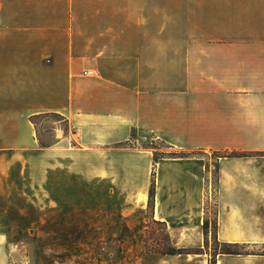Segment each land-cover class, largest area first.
Here are the masks:
<instances>
[{
  "label": "crops",
  "instance_id": "0c3cea01",
  "mask_svg": "<svg viewBox=\"0 0 264 264\" xmlns=\"http://www.w3.org/2000/svg\"><path fill=\"white\" fill-rule=\"evenodd\" d=\"M46 114L69 129L42 148ZM207 150L251 153L219 161L217 237L264 246V0H0V190L20 164L48 208L114 217L118 256L88 264H212ZM147 217L195 250L145 254Z\"/></svg>",
  "mask_w": 264,
  "mask_h": 264
},
{
  "label": "rangeland",
  "instance_id": "374dc122",
  "mask_svg": "<svg viewBox=\"0 0 264 264\" xmlns=\"http://www.w3.org/2000/svg\"><path fill=\"white\" fill-rule=\"evenodd\" d=\"M36 124L42 148L54 143L56 129L59 134L61 130L69 129L68 122L56 114L39 116ZM154 145L159 144L154 142ZM200 153L208 158V182L214 191L213 195L210 192L208 199V234H204L203 241L212 255L213 264L214 256L225 248L216 233L218 203L214 188L217 187L219 161L225 156L251 153L224 150ZM54 181L57 184L59 177H55ZM7 186L0 190V264H88L114 261L118 256L114 217H77V207L69 204H55L48 208L45 171L34 173L27 167L14 164L8 173ZM146 247L159 251L195 250L177 244L176 233L153 220H150L146 232L144 250ZM255 250L263 251L264 246Z\"/></svg>",
  "mask_w": 264,
  "mask_h": 264
},
{
  "label": "trees",
  "instance_id": "16d2710c",
  "mask_svg": "<svg viewBox=\"0 0 264 264\" xmlns=\"http://www.w3.org/2000/svg\"><path fill=\"white\" fill-rule=\"evenodd\" d=\"M46 115H48V114H46ZM39 116H43V115H37V116H34L32 118L34 123H36V119ZM218 182H219V168L217 170V183ZM153 205H154V182H152L151 189H150V199H149L150 210L153 208ZM150 220H153L154 222L162 223L168 229V227H167L165 222L153 219L152 217H148L147 218V225H146V232H147V230L149 228ZM217 230H218V222H216V233H217ZM203 231H204L205 235L208 234V220H207L206 217H205V220H204ZM146 244H147V241H146ZM223 244L225 245V248H224L223 252H221V253H224V254H250V253H261V254H264V250L263 251L250 250V249L247 248V246L242 245L240 243H223ZM151 252H157V253H163V254H177V253H183L185 251H180V250L159 251V250H156L154 248H147L146 247L145 254L146 253H151Z\"/></svg>",
  "mask_w": 264,
  "mask_h": 264
}]
</instances>
